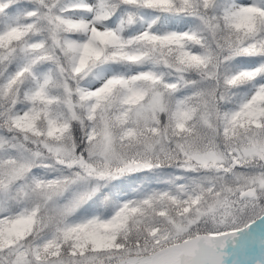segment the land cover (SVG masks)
Here are the masks:
<instances>
[{
    "label": "snow or ice",
    "instance_id": "snow-or-ice-1",
    "mask_svg": "<svg viewBox=\"0 0 264 264\" xmlns=\"http://www.w3.org/2000/svg\"><path fill=\"white\" fill-rule=\"evenodd\" d=\"M0 264H264V0H0Z\"/></svg>",
    "mask_w": 264,
    "mask_h": 264
}]
</instances>
